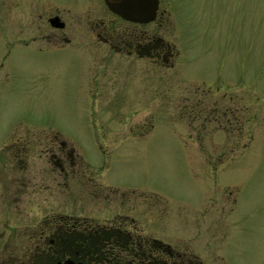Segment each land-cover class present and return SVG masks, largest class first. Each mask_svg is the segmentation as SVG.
<instances>
[{
    "label": "rangeland",
    "instance_id": "1",
    "mask_svg": "<svg viewBox=\"0 0 264 264\" xmlns=\"http://www.w3.org/2000/svg\"><path fill=\"white\" fill-rule=\"evenodd\" d=\"M84 1L80 12L110 19L103 0ZM161 10L174 66L121 62L116 90L98 95L83 65L30 60L27 0H0V145L27 131V189L46 191L27 203V264L40 259L31 235L54 214L128 216L203 264H264V0ZM56 134L64 150L40 139Z\"/></svg>",
    "mask_w": 264,
    "mask_h": 264
},
{
    "label": "flooded vegetation",
    "instance_id": "2",
    "mask_svg": "<svg viewBox=\"0 0 264 264\" xmlns=\"http://www.w3.org/2000/svg\"><path fill=\"white\" fill-rule=\"evenodd\" d=\"M80 1L86 2L27 0L30 60L42 62L49 56L50 60L83 65V78L88 83L86 90L98 95H108L116 90L111 81L120 73L121 62L146 61L147 65L159 70H170L174 66V46L161 36L172 31L166 11L161 10V0L156 19L146 24L124 19L113 12L105 0V12L110 19L95 14L90 6L80 12ZM104 8L100 4L97 12ZM5 137L0 145V264H27V235H30L27 232V203L30 202V207H39V198L43 200L46 191L28 192L27 189V131L11 129ZM40 139L49 142L44 144L58 145L61 150H64L63 145L69 144L57 134L52 141ZM74 151L73 148L72 156ZM77 221L64 214L45 219L43 230L36 236L31 235L39 240L40 259L36 264H68L67 261L84 264L78 257L79 250L64 248L61 242L65 225H75ZM70 229L67 226L66 233L69 234ZM172 247L180 256L203 264L201 258L188 248Z\"/></svg>",
    "mask_w": 264,
    "mask_h": 264
},
{
    "label": "trees",
    "instance_id": "3",
    "mask_svg": "<svg viewBox=\"0 0 264 264\" xmlns=\"http://www.w3.org/2000/svg\"><path fill=\"white\" fill-rule=\"evenodd\" d=\"M74 224L65 225L61 242L64 248L79 250L84 264H200L180 256L168 243L144 234L128 217L105 224L89 220ZM67 226L71 228L69 234Z\"/></svg>",
    "mask_w": 264,
    "mask_h": 264
},
{
    "label": "water",
    "instance_id": "4",
    "mask_svg": "<svg viewBox=\"0 0 264 264\" xmlns=\"http://www.w3.org/2000/svg\"><path fill=\"white\" fill-rule=\"evenodd\" d=\"M108 7L124 19L135 23L153 22L160 7V0H105ZM68 264H76L67 261Z\"/></svg>",
    "mask_w": 264,
    "mask_h": 264
}]
</instances>
